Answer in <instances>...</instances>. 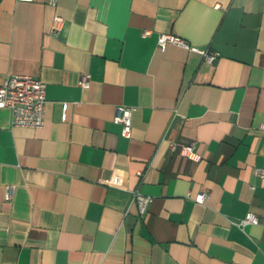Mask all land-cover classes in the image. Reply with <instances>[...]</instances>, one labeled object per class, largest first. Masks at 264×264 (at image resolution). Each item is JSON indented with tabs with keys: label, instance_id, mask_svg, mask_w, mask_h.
<instances>
[{
	"label": "crops",
	"instance_id": "obj_1",
	"mask_svg": "<svg viewBox=\"0 0 264 264\" xmlns=\"http://www.w3.org/2000/svg\"><path fill=\"white\" fill-rule=\"evenodd\" d=\"M11 75L46 104L40 128L0 109V264H264V0H0Z\"/></svg>",
	"mask_w": 264,
	"mask_h": 264
},
{
	"label": "built area",
	"instance_id": "obj_2",
	"mask_svg": "<svg viewBox=\"0 0 264 264\" xmlns=\"http://www.w3.org/2000/svg\"><path fill=\"white\" fill-rule=\"evenodd\" d=\"M18 2H31L32 0H16ZM57 0H49V4L55 5ZM217 7V6H216ZM61 23L59 16H54L51 30L55 32ZM149 32H143V36ZM167 44H172L184 50L198 53L202 56L203 61L211 64L217 57L214 51L200 50L194 46H190L184 40L171 34H159L157 37V47L164 48ZM90 83L89 75L82 74L77 85L80 88H88ZM45 84L29 75H11L6 76L0 84V109H8L10 112V122L13 127L40 128L44 123L45 113ZM133 108L129 106L119 105L115 108L113 122L120 125V135L129 138L131 133V115ZM264 129V125L261 126ZM170 148L174 149L175 145L170 144ZM181 154L192 157L193 149L190 146H184L180 149ZM260 176H264V171L260 172ZM12 189L7 188L5 200H10ZM206 198L204 193L197 194L196 202H203ZM132 199L137 204L138 212L143 215L146 207L151 203L152 198L140 194L137 190L132 193ZM238 228L243 229L248 225L258 224V219L252 212H247L245 216L232 222Z\"/></svg>",
	"mask_w": 264,
	"mask_h": 264
}]
</instances>
